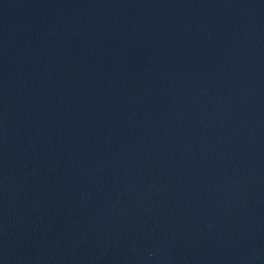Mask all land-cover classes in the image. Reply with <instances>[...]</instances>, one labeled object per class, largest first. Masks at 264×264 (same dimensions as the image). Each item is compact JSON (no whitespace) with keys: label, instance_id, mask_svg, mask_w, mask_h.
<instances>
[{"label":"water","instance_id":"water-1","mask_svg":"<svg viewBox=\"0 0 264 264\" xmlns=\"http://www.w3.org/2000/svg\"><path fill=\"white\" fill-rule=\"evenodd\" d=\"M0 264H264V0H0Z\"/></svg>","mask_w":264,"mask_h":264}]
</instances>
